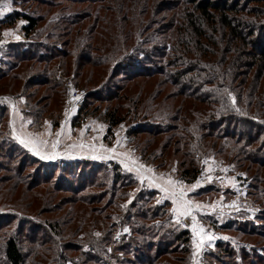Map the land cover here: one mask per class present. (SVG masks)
I'll use <instances>...</instances> for the list:
<instances>
[{
    "label": "trees",
    "instance_id": "16d2710c",
    "mask_svg": "<svg viewBox=\"0 0 264 264\" xmlns=\"http://www.w3.org/2000/svg\"><path fill=\"white\" fill-rule=\"evenodd\" d=\"M63 1L56 3L61 6ZM66 1L62 10L71 7L73 13L52 15L54 28L61 32L60 36L65 35L62 46L31 40L10 42L2 49L0 80L11 77L28 98L31 109H46L43 104L61 106L67 95L57 71H73L78 83L88 87L77 120L98 108L92 107L95 102L116 100L118 106L105 109L109 127L132 113L129 133L135 146L144 155L162 162H166V156L174 155L185 179H196L199 159L215 151L229 160L240 157L241 165L246 170L253 169L256 180L264 181V0H171L159 11L153 9L155 0H110L114 8L109 5L111 9L102 14L91 4L103 0ZM77 2L85 5L86 12L73 7ZM39 16L40 13L17 10L0 19V32L3 26L24 17L27 24L23 29L33 39L42 21ZM39 64L43 65L42 71L31 74ZM113 75H121L123 81L111 90L106 87ZM168 86L171 88L166 90ZM3 95L10 97L11 93ZM8 110V105H0V116ZM13 144L11 147L16 146ZM16 147L25 151L18 144ZM34 162L39 164L34 174L24 177L25 168L20 161V180H31L30 187L49 184L52 193L72 192L79 196L96 184L104 170L114 182L127 176L124 167L117 163L108 169L99 161L83 158ZM85 164L88 170L84 169ZM68 178L77 179L78 184L72 185ZM144 189L139 193L141 201H151L156 192ZM82 197L68 202L92 203L97 199V195ZM162 214H167L165 221L172 226L174 221L166 207L142 209L140 217L148 216L153 224L156 220L161 224ZM210 218L206 220L217 229L232 227V223L221 225ZM11 223V217L2 216L0 230ZM134 223L135 235L146 236L144 231L152 229L144 222L138 232ZM176 227L179 231L174 239L189 248L193 233L180 223ZM250 229L254 231V227ZM29 238L33 254L29 264L55 260L54 255L43 253L41 240ZM124 240L115 243L130 245L134 239ZM215 244V249L207 253L208 258L219 251L233 255L227 243ZM1 246L0 264H27L17 230ZM166 251L160 249L154 256L142 257L139 264H156ZM83 254L90 260L96 257L102 264H112L95 254ZM112 258L119 260L115 255ZM177 260L180 262L175 263L183 262Z\"/></svg>",
    "mask_w": 264,
    "mask_h": 264
},
{
    "label": "rangeland",
    "instance_id": "374dc122",
    "mask_svg": "<svg viewBox=\"0 0 264 264\" xmlns=\"http://www.w3.org/2000/svg\"><path fill=\"white\" fill-rule=\"evenodd\" d=\"M170 1L155 0L153 9L155 8V11L162 10L163 6L166 7ZM67 4L66 0L62 2L61 6L56 3V0H41L40 3L34 0H17V2L15 0H0V19L17 10L40 13L39 18L42 19L37 29L38 33L33 39L23 29L24 25L27 24L24 17H19L13 23L3 26L0 32V56L2 49L10 42L30 43L31 40H36L62 46L65 35L60 36L61 32L54 28L55 22L52 21V15L54 13L72 14L73 8L71 7L68 10H62V7ZM101 4L103 7H99ZM72 5L80 8L78 12L82 13L83 10L85 12L87 10L82 3L77 2ZM109 5L114 8V3L110 0H103L102 3L94 2L91 7L101 9L100 13L102 14L111 9ZM91 20L92 17L89 21ZM64 23L60 24L59 29L63 28ZM6 32L7 35H5ZM51 35L54 36L51 37ZM42 67V64L37 65L31 74L42 71ZM57 76L65 89V83L68 79H71L78 87L88 88L78 83L73 71L66 74L63 68H59ZM122 81L121 75H113L106 88L112 90ZM14 82L8 76L0 80V94L11 93L10 97L5 95L8 99L0 95V105L9 106L6 114H1L3 117L0 116V218L5 216L12 219L11 224L0 230L1 259L3 258L1 245H4L8 236L16 235L17 230L22 250L24 254H27V264H29V260L33 261V254H30L32 244L29 243V236H35L41 240V249L46 256L54 255L55 260L53 262H42L41 264H102V260L96 257L90 260L89 256L82 255V252L103 257V261H111L112 264H139L142 257L154 256L160 249H166V255L156 261V264H178L175 263L180 262L177 259H183L180 264H264V181L256 180L252 174L253 169L246 170V167L241 165L238 160L240 157L229 160L222 154L218 155L215 151L205 153L198 162L200 167L198 177L190 181L181 176L178 160L174 155L169 154L170 156L164 158L166 162H162L159 158L154 159L153 156L144 155L140 148L135 146L136 144L129 133L133 118L132 113L127 114L125 120L111 128L109 127L105 109L118 106L116 100L95 102L92 107L97 106L98 108L89 112L85 118L77 120L80 111L77 114L67 112V96L61 106L43 104V107L47 106L46 109H31L28 98L20 93L19 86ZM170 88L168 86L166 90ZM103 93H106V90H103ZM47 129L51 130L52 141L55 142V148L59 149L60 152L63 151L64 144L69 141H75L76 144L88 148L104 146L106 149H112L116 154L121 149L127 150L131 159L145 165L146 168L152 169L153 172L158 171L155 172V177L169 180L171 192L176 193L173 198L176 203L173 200H165V193L163 191L161 193L156 187L147 188L135 171L130 170L118 159L110 156H99L98 158L68 157L67 159L96 160L108 169H112V165L117 163L124 167V175H127L125 178L119 177L114 182L112 176L104 170L99 178H96V184L80 192L79 196L72 194V192L53 191L52 193V190H48V187L52 186L44 183L30 187L31 180H20L21 176L17 170L20 167V161L25 168L23 175L28 177L34 174L39 165L34 162L35 160L48 162L62 158L57 157L50 160L45 159V156L36 155L29 146L25 147L24 144L20 143L17 138V130L27 132L34 139L38 138L41 133H47ZM11 143L16 146L18 144L25 151L17 149L16 146L11 147ZM223 167L231 169L226 178L220 175L219 169L222 170ZM88 168L85 164L84 169L88 170ZM239 173H242L246 183L243 190L237 191L234 174ZM68 179L72 185L78 184L77 179ZM129 180L130 182H128ZM144 188L153 189L156 192L151 201H141L139 193L142 189L145 190ZM180 191L185 194L182 198L179 196ZM82 195H86L87 198L89 195H97V199L92 203L77 201L73 204V202H68L71 199H82ZM234 195L247 199L258 211L252 216V219H234L230 222L221 223L217 220V203L228 201ZM112 201L113 204H111ZM184 201H189L191 204L189 214L196 215L207 224L205 229H201L202 233H207L204 244L196 239L193 232L194 239H192L189 248L174 239L175 234L179 231L176 226L178 223L181 224V219L185 216L182 212L174 210L178 204ZM207 203L215 204L214 209L211 210L213 205L208 209ZM153 205L168 209L172 216L171 221H174L171 223L172 226L165 221L168 218L167 214H162L163 217L159 220L161 224L158 223V220L153 224V220H149L148 216L146 218L140 217L142 209L145 210ZM90 210L93 212L91 213ZM246 213L245 215H252L250 214L252 212ZM236 215L237 217L244 216L242 212H238ZM158 216L155 219H158ZM206 217H211L221 225L232 223V227L224 228V230L217 229L206 220ZM144 222L152 226L151 231L145 230L146 236L135 235L133 223L134 228L137 227L136 230L141 232L140 224H144ZM244 225H247V228H244ZM48 226L52 229L49 230ZM251 227H254L252 229L254 231H251ZM213 231L228 237L226 242L217 240ZM128 238L134 239L130 245L117 243ZM115 241L117 242L115 243ZM136 242L138 243L136 244ZM216 242L227 243L225 245L231 247L234 251L233 255L219 251L213 252L212 256L208 258L207 253L215 249ZM184 247L186 251H184ZM111 255L118 256V262L117 258H112ZM238 255H241L243 259H240Z\"/></svg>",
    "mask_w": 264,
    "mask_h": 264
},
{
    "label": "crops",
    "instance_id": "0c3cea01",
    "mask_svg": "<svg viewBox=\"0 0 264 264\" xmlns=\"http://www.w3.org/2000/svg\"><path fill=\"white\" fill-rule=\"evenodd\" d=\"M2 97L8 99L5 95ZM23 131V130H22ZM30 131V130H29ZM47 133L40 134L38 138H32L28 135L27 132H20L17 130V138L19 140L23 139L25 143L29 146L30 149L35 152L38 156H45V159H55L68 158V157H84V158H93L99 156H110L112 158L118 159L124 166L129 168L132 171H135L138 176L141 177V181L145 184L147 188L156 187L161 193H165V200L172 201L174 196L171 192L172 188L168 184L169 180H163L161 177H155L158 171L153 172L152 169L146 168L145 165L137 162L134 159H131L128 155L127 150L121 149L119 153H115L112 149H106L104 146H96V148H88L80 146L81 144H76L75 141H69L64 144L63 151L55 148V142L52 141L51 130L47 129ZM67 138V136H65ZM60 145L58 146V148ZM72 149V150H71ZM111 150V151H109ZM65 153V154H64ZM48 156V157H47ZM160 172V171H159ZM143 179V180H142ZM170 186V187H169ZM163 189H169V191H164ZM162 195V194H161ZM160 196V195H159Z\"/></svg>",
    "mask_w": 264,
    "mask_h": 264
},
{
    "label": "built area",
    "instance_id": "2783aa9c",
    "mask_svg": "<svg viewBox=\"0 0 264 264\" xmlns=\"http://www.w3.org/2000/svg\"><path fill=\"white\" fill-rule=\"evenodd\" d=\"M66 90H67V112L69 114H77L80 109L83 107L86 101V95L87 92L84 88L76 86L71 79H68L65 83ZM221 171L220 175L224 178L228 174H230L231 169L229 167H223V169H219ZM235 175V184L237 191L243 190L245 186V178L242 175V173L234 174ZM206 180V179H205ZM207 208H211L213 204L207 203ZM215 205V204H214ZM213 208L211 210L214 209ZM251 210V211H250ZM258 209L252 205L247 199H242L239 195H234L231 199L228 201H220L217 203L216 213H217V220L222 222L231 221L234 219H252V216L257 213ZM242 212L244 214L243 217H237L236 213ZM246 212H252L250 214L252 215H245ZM194 218V219H193ZM181 225L189 229L191 232H193L196 236V239L201 243L204 244L205 242V236L207 233H202L201 229H205L207 224L202 219H199L196 215L188 214L185 215L181 219ZM195 227L196 231H193V228ZM215 237L217 240H220L222 242H226V239L222 234H219L218 232H214Z\"/></svg>",
    "mask_w": 264,
    "mask_h": 264
},
{
    "label": "snow or ice",
    "instance_id": "6c2138e0",
    "mask_svg": "<svg viewBox=\"0 0 264 264\" xmlns=\"http://www.w3.org/2000/svg\"><path fill=\"white\" fill-rule=\"evenodd\" d=\"M5 35H7V32L5 33ZM18 38V37H17ZM20 143L24 144L25 147H27L28 145L25 143V141L23 139L20 140ZM111 151V150H109ZM210 178V177H209ZM171 183V182H170ZM164 191H169V189H163ZM176 193H173V196H175ZM184 192L180 191L179 192V196L182 198L184 196ZM174 203H176V200H173ZM197 207H199V205H197ZM176 212H182L183 215H188L191 211V204L189 201H184L183 203L178 204V207L174 210ZM194 219V218H193ZM125 231H127V229H125ZM193 231L195 232L196 229L195 227L193 228ZM98 235V234H97ZM225 239H228V237H224Z\"/></svg>",
    "mask_w": 264,
    "mask_h": 264
}]
</instances>
